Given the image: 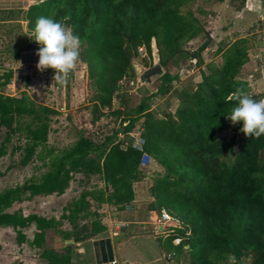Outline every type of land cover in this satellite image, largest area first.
Instances as JSON below:
<instances>
[{"label":"trees","instance_id":"16d2710c","mask_svg":"<svg viewBox=\"0 0 264 264\" xmlns=\"http://www.w3.org/2000/svg\"><path fill=\"white\" fill-rule=\"evenodd\" d=\"M193 1L44 0L38 6L31 2L24 9L0 7V158L11 137L16 140L13 151H19L20 165L33 157L50 156L37 180L0 191V228L10 227L17 243H22L26 241L22 229L33 224L28 244L39 249L38 256L45 264H69L71 258L70 244L61 251L42 245L48 229L73 243L107 230L99 212L89 206L94 202L96 208L102 204L126 208L134 198L132 184L142 177V167L148 162H142L143 155L160 167L152 174L148 186L151 200L146 208L164 209L177 219L180 227L170 240L174 236L181 240L176 245L167 242L186 252L189 264H229L232 255L236 264H242L244 258H249L250 264H264V136H245L240 131L242 121L227 140L219 136L236 103L230 97L237 90L247 93V81L240 76L248 59L246 41L238 37L226 46L217 45L218 64L205 62L199 80L179 82L180 69L191 67L193 61V66L202 64L200 53L211 39L204 22L185 8ZM244 3L239 0L235 8ZM41 16H52L70 26L81 39L78 62L84 65L92 91L90 121L106 112L120 117L119 124L100 140L79 130L73 141L60 149L46 146L50 121L57 111L35 102L24 91L13 95L2 92L13 77L11 65L22 52L41 47L29 37ZM200 34L205 36L203 42L194 48L187 46ZM139 47L143 48L144 64L149 65L155 57L159 83L153 95L170 94L175 102L172 111L164 107L158 116L149 109L147 97L126 108L122 94L120 105L111 107L113 98L122 93L120 81L133 76L132 60L139 57ZM27 80L23 78V85ZM137 122L143 141L140 150L128 136ZM118 133L125 136L118 138ZM75 173L85 179L96 176L102 188L80 191L61 219L6 211L13 203L33 196L61 195ZM62 219L69 227L59 229ZM104 241L101 256L106 260L111 258V243Z\"/></svg>","mask_w":264,"mask_h":264},{"label":"rangeland","instance_id":"374dc122","mask_svg":"<svg viewBox=\"0 0 264 264\" xmlns=\"http://www.w3.org/2000/svg\"><path fill=\"white\" fill-rule=\"evenodd\" d=\"M31 2L32 0H0V7H19L24 9ZM238 3L239 0H194L185 7L204 22V27L211 39L207 47L200 53L202 64L199 67L193 66V61L191 67L186 66L187 68L180 69L178 71V81L183 83L187 80L194 82L199 80V70L200 67L204 68L203 64L205 62L213 61L216 64L220 62V53L216 50L217 45L226 46L238 37L245 38L248 59L241 66L240 76L247 81V94L252 95L255 99H264V0H245L243 7L236 9L235 7ZM22 30H25L24 23H22ZM204 40V34H200L186 45L194 48ZM37 51L22 52L21 58L11 65L14 69L13 77L4 86L2 92L13 95L24 91L35 102L51 106L57 111V114L50 121V131L46 146L60 149L70 144L79 130L90 133L96 140H100L104 135L110 133L119 124L120 117L114 118L110 112H106L98 120L90 121L91 114L88 99L92 91L87 85L84 65L78 62L65 83H55V79H53L54 69L37 70L36 64L39 59L36 54ZM142 55L143 51H141L139 57L132 60L133 76L130 79L120 81L122 82L120 84L122 85L120 90L122 93L113 98L111 107L115 109L120 105L118 97L122 94L126 108L134 107L141 98L147 97L149 109L158 116L162 115L164 107H168L172 111L175 107V102L170 94L153 95L159 83L155 57L152 56L153 59L148 61V65L143 63ZM19 62L21 66L15 70V66ZM3 65L9 66L7 62H4ZM175 69V67H170L172 72ZM25 77L28 80L26 85H23V78ZM179 82H173V86L178 87ZM136 124L128 133L131 142L140 137V122ZM237 124L238 122L233 124L227 118V127L219 133V136L227 140L236 132ZM119 132H121V129H119ZM117 136L122 138L125 135L118 133ZM2 137L3 129L0 128V141ZM15 144L16 140L11 137L6 146V153L0 158V191L4 188L21 184L24 181L37 180L47 168L45 164L50 156H44L42 159L33 157L27 164L20 165L18 162L19 151H13V145L15 146ZM42 152L43 150H41ZM158 170H160V167L148 158V162L142 167V177L132 184L134 198L122 210L107 204H102L96 208L95 203L89 199L93 202L89 209H96L102 220L107 223V230L99 236L91 238L93 239L92 241H88L91 240L88 239L85 242L82 241V245L76 243L77 246H75L73 242L69 243L60 239L58 233L48 229L42 245L61 251L64 245L70 244L71 258L69 264H108L113 258L104 260L101 256L103 251H105L104 240L106 239L111 243V254L114 257L115 264H131L122 262L120 261L121 259H126L125 261L138 259L141 261L140 264H160L166 259L169 260L167 264H189L187 253L179 251L178 248H172V245L167 242L171 241L172 232H168L166 235L155 229V233L151 232L156 237L159 243L158 249L161 251L160 253L156 249L159 258L155 262H151L150 251H146V254L144 253L143 246L137 248L130 245V243H125L124 245H117L118 249H116L115 244H113L121 239V236L118 237L114 234L120 233L125 228V225L129 224V222L124 223V221H129V219L135 221L140 219L148 220L152 214L158 218V210H151L153 212H150L146 208L148 201L151 200L148 186L151 183L153 172ZM101 188L102 183L98 181L96 176L93 175L89 179H85L81 174L75 173L61 195L33 196L30 199H23L20 202L13 203L6 211L20 210L23 215L35 213L44 217L61 219V214L67 213L65 208L70 206V203L77 198L80 191ZM140 226L141 224L135 222L131 225V228ZM66 227H69L67 220L62 219L59 229ZM167 230L168 228H166ZM33 231V224L22 229L26 241L17 243L15 232L10 227H1L0 264H45V260L38 256L39 249L28 244ZM186 246L184 245V248ZM135 251H138V254ZM249 262V258L242 260V264H250Z\"/></svg>","mask_w":264,"mask_h":264},{"label":"clouds","instance_id":"9594fccd","mask_svg":"<svg viewBox=\"0 0 264 264\" xmlns=\"http://www.w3.org/2000/svg\"><path fill=\"white\" fill-rule=\"evenodd\" d=\"M43 2L44 0H32V4L37 6ZM29 37H34L41 45L36 53L39 57L37 70L52 68L55 70L53 79L60 84L65 83L80 59V37L73 33L70 26L56 21L52 16L38 17ZM20 66L19 62L15 70ZM230 100L236 103L227 114L228 119L233 124L242 121L240 131L245 136L254 138L264 136V99H255L243 90H237ZM228 261L229 264H236V257L229 256Z\"/></svg>","mask_w":264,"mask_h":264},{"label":"crops","instance_id":"0c3cea01","mask_svg":"<svg viewBox=\"0 0 264 264\" xmlns=\"http://www.w3.org/2000/svg\"><path fill=\"white\" fill-rule=\"evenodd\" d=\"M150 212H153V211H150ZM155 216L156 215L152 214V216L148 220H141L140 219V220H136L135 221L133 219H129V221H124V223L125 222H129V224H126L125 228L123 230H121L120 233L114 234L115 236H118V237L121 236L120 237L121 239H119V240H117V241H115L113 243V244H115L116 249H118L117 245H120V244L124 245L125 243H130V245L135 246L137 248L140 247V246H143V251H144L145 254H146V251L147 252L150 251V256L149 257L151 258V262L157 261L158 258H159L157 250L160 251L158 249L159 243L157 242V239L154 236V234H152L151 232H154L155 230H159L160 231L161 226L159 224H156ZM135 222L138 223V224H141V226L140 227L131 228V225H133ZM131 230H133V231H131ZM92 240L93 239L88 240V241H92ZM78 243H80L82 245L83 242H78ZM74 245L77 246L76 242L74 243ZM112 247H114V246H112ZM145 247L147 248V250H146ZM135 253L138 254V251H135ZM160 253H161V251H160ZM134 256H138V255H134ZM111 257L114 259L112 254H111ZM125 260L126 259H121L120 261L126 262V263H131V264L132 263H135V264H140L141 263V261H139L138 259H134V261H132V260L125 261ZM168 261L169 260L166 259V261H164V262H162L160 264H167Z\"/></svg>","mask_w":264,"mask_h":264},{"label":"built area","instance_id":"2783aa9c","mask_svg":"<svg viewBox=\"0 0 264 264\" xmlns=\"http://www.w3.org/2000/svg\"><path fill=\"white\" fill-rule=\"evenodd\" d=\"M141 51H143L142 47L138 48V52L141 54ZM142 139L140 137L136 138V140H134L132 142V145L134 148L136 149H141V144H142ZM148 159L146 155L142 156V162H145V160ZM156 218V216H155ZM155 221L157 222V224H159L161 226L160 229V233H164L165 235L168 232H172L174 234V230L176 228L180 227L179 222L177 221L176 218H174L172 215H170L167 211H165L164 209L159 210V216L158 218L155 219ZM166 228H168V230L166 231ZM181 237L180 236H174L171 239V243L176 245L180 242ZM108 264H115V260H110Z\"/></svg>","mask_w":264,"mask_h":264},{"label":"water","instance_id":"95a60500","mask_svg":"<svg viewBox=\"0 0 264 264\" xmlns=\"http://www.w3.org/2000/svg\"><path fill=\"white\" fill-rule=\"evenodd\" d=\"M67 241H69V243H71V242H72L71 240H67Z\"/></svg>","mask_w":264,"mask_h":264},{"label":"bare ground","instance_id":"6f19581e","mask_svg":"<svg viewBox=\"0 0 264 264\" xmlns=\"http://www.w3.org/2000/svg\"><path fill=\"white\" fill-rule=\"evenodd\" d=\"M67 241V240H66ZM69 242V241H68Z\"/></svg>","mask_w":264,"mask_h":264}]
</instances>
